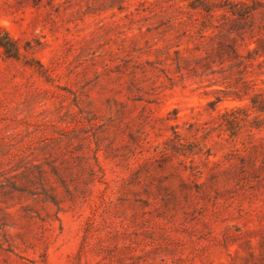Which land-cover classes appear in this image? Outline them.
<instances>
[{
  "label": "rangeland",
  "instance_id": "374dc122",
  "mask_svg": "<svg viewBox=\"0 0 264 264\" xmlns=\"http://www.w3.org/2000/svg\"><path fill=\"white\" fill-rule=\"evenodd\" d=\"M191 1L0 0V264H264V0Z\"/></svg>",
  "mask_w": 264,
  "mask_h": 264
},
{
  "label": "trees",
  "instance_id": "16d2710c",
  "mask_svg": "<svg viewBox=\"0 0 264 264\" xmlns=\"http://www.w3.org/2000/svg\"><path fill=\"white\" fill-rule=\"evenodd\" d=\"M198 4H195V3ZM191 7L196 8L197 6H203V3L201 0H193L190 3ZM205 10H208L207 7H204ZM4 31L5 39H0V46L4 48V52L7 54V56H16L18 52L16 41L11 38V36L8 34V32L2 28Z\"/></svg>",
  "mask_w": 264,
  "mask_h": 264
}]
</instances>
